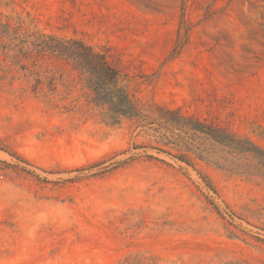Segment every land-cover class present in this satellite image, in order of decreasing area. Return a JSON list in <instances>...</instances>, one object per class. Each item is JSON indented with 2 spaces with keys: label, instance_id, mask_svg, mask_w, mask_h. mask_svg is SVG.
Returning <instances> with one entry per match:
<instances>
[{
  "label": "rangeland",
  "instance_id": "374dc122",
  "mask_svg": "<svg viewBox=\"0 0 264 264\" xmlns=\"http://www.w3.org/2000/svg\"><path fill=\"white\" fill-rule=\"evenodd\" d=\"M0 21L109 48L138 101L264 147V0H0ZM46 62L54 82L0 56V264H264L263 176L135 149L150 137Z\"/></svg>",
  "mask_w": 264,
  "mask_h": 264
},
{
  "label": "trees",
  "instance_id": "16d2710c",
  "mask_svg": "<svg viewBox=\"0 0 264 264\" xmlns=\"http://www.w3.org/2000/svg\"><path fill=\"white\" fill-rule=\"evenodd\" d=\"M1 55L21 70L40 67L37 79L51 77L53 82L56 77L51 71L56 67H45L46 60L68 63L79 74L90 103L108 112L116 123L133 121L150 137L147 145L137 144L135 149H151L192 167L203 161L232 173L264 177L263 146L219 119L201 117L180 106L138 101L130 88L135 75L122 69L109 48H98L76 36L31 32L20 21H0ZM145 156L159 160L155 154Z\"/></svg>",
  "mask_w": 264,
  "mask_h": 264
}]
</instances>
